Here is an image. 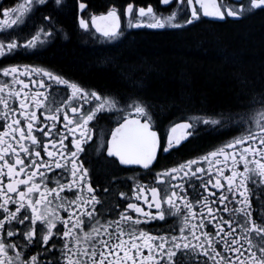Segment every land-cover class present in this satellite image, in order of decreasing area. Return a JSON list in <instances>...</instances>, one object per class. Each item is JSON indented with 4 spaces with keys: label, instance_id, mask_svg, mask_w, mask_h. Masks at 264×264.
<instances>
[{
    "label": "snow or ice",
    "instance_id": "obj_1",
    "mask_svg": "<svg viewBox=\"0 0 264 264\" xmlns=\"http://www.w3.org/2000/svg\"><path fill=\"white\" fill-rule=\"evenodd\" d=\"M173 3L175 9L167 15L157 13L151 4L136 8L128 3L124 13L127 26L184 28L202 16L225 17L217 0H160L162 7H171ZM39 7L50 11V15L43 17L50 27L40 28L23 45L24 49L37 48L42 43L41 35L50 38L54 34L56 18L66 7V0H24L16 7L3 9L0 34L18 29ZM87 8L86 3L78 4L80 12ZM255 10L264 11V0H247L239 8H229L226 14L240 18ZM12 16L15 19H9ZM182 17L187 18L181 22ZM78 23L80 28L89 29L84 18H79ZM91 25L108 41L123 35L121 15L115 6L104 14H93ZM19 47L15 39L7 43L0 40V58L15 54ZM0 71L11 77V87L0 83V128L3 129L0 131V264H189L190 257L195 259V264H264V209L253 219L248 187L251 183L258 190L264 189V112L259 114V119L249 120V125L255 123V129L249 126L207 155L157 173L158 187H134V198L142 200L148 211L137 203H128L118 219L101 224L103 203L97 199L88 169L80 159L84 145L92 139L89 122L99 113L123 114L120 116L123 122L111 132L107 157L118 159L120 165H138L144 169H150L158 151L169 153L177 149L199 125L227 130L224 121L228 118L196 117L191 122L174 123L164 134L166 143H162L163 137L154 130L157 125L151 106L140 96L102 97L40 67L13 66ZM21 76L28 77L37 91L31 92L29 83ZM34 76L42 78L37 81ZM43 77L71 89L62 107L53 110L45 106L47 97L39 90L45 87ZM16 85H20L19 90ZM259 96L264 97V92ZM77 99L80 107H70ZM93 103L95 107L81 111L85 104ZM257 103L264 104V99L258 100L253 94L249 111ZM37 110L42 112L43 119L37 116ZM61 113L62 127L58 128ZM244 119L241 116L237 122L241 127ZM38 135L43 139H38ZM69 138L70 146L65 143ZM42 151L47 159L41 156ZM201 163L209 167H200ZM238 165L243 166L242 171ZM226 171L230 175H225ZM65 179L67 182H62ZM50 183L55 187H49ZM65 191L75 198L68 200L62 196ZM189 191L193 194L191 199ZM120 195L126 199L124 193ZM228 203L234 207L229 208ZM152 209L156 210L155 214ZM61 210L67 213V219L61 217ZM129 210L137 214L136 219L127 214ZM166 212L181 217L178 234H172L175 228L168 229L167 235L158 236L137 228L144 222L164 221ZM223 213H228L230 218L223 219ZM86 227L89 231H84ZM50 242L51 247H47ZM58 244L61 247L57 248ZM201 256L205 259H197Z\"/></svg>",
    "mask_w": 264,
    "mask_h": 264
},
{
    "label": "trees",
    "instance_id": "obj_2",
    "mask_svg": "<svg viewBox=\"0 0 264 264\" xmlns=\"http://www.w3.org/2000/svg\"><path fill=\"white\" fill-rule=\"evenodd\" d=\"M107 1L128 0H87L94 6ZM73 17L70 10L62 20L70 40L52 47L45 58L98 91L142 97L158 123L187 113L232 118L250 107L253 94L264 99L259 96L264 92V11L222 22L201 18L184 28L129 30L98 47L77 40ZM210 140L205 136L194 147ZM191 147L182 145L178 152Z\"/></svg>",
    "mask_w": 264,
    "mask_h": 264
},
{
    "label": "flooded vegetation",
    "instance_id": "obj_3",
    "mask_svg": "<svg viewBox=\"0 0 264 264\" xmlns=\"http://www.w3.org/2000/svg\"><path fill=\"white\" fill-rule=\"evenodd\" d=\"M24 0H0V22L4 20L3 17V9L16 7L18 4L23 3ZM241 2V1H240ZM79 3H86L88 8L84 12H80L78 9ZM128 3H133L134 7L138 8L140 6H147L151 4L157 13L173 11L175 9V3L171 7H162L160 4V0L153 1H145L143 3H138L133 0L126 1H107L105 4L101 6H94L89 4L87 0H66V7L58 14L56 18L55 30L54 34L50 38H45L43 35L40 37V41L42 43L38 44V47L35 49H24L23 45L27 40L31 39L33 35H35L40 28H44L48 30L50 27L45 21H43V17L50 15V11L46 8L39 7L37 11L34 12L29 17H26L25 23L22 24L15 31L9 30V32L0 34V40H3L5 43L9 42L12 39H15L20 45L15 54L7 55L5 57L0 58V70L5 67H17L18 69H22L24 66L31 67H40L45 70L52 72L54 75H58L63 79L68 80L70 83L74 82L80 85L87 91H96L100 96H114L117 99L120 97L111 95L110 93L101 92L97 89L85 85L79 81L77 77L74 75L67 73L55 65H53L50 61L45 58V53H47L52 47L57 46L58 44L66 43L70 40V34L67 28L64 26L62 20L63 17L66 16L69 11H74V36L78 38L79 42L83 46L88 47H98V46H106L108 40L103 38L100 34L95 32V29L91 25V16L93 14L100 15L104 14L108 11L109 8L115 6L118 8V11L121 15V30L124 32L127 29H131L127 26V17L125 16V9ZM240 4V3H239ZM223 7L230 6L231 8L239 7L238 3L230 0L227 3H223ZM190 14V12H189ZM79 18H84L89 22V29L84 30L79 27L78 20ZM186 19L187 17H182L181 20ZM9 19H15V16L10 17ZM120 38V37H119ZM21 79H24L26 83H29L31 92H36L37 89L31 86V80L28 77L21 76ZM42 77L34 76L33 79L37 81ZM45 81V87L39 89L44 92L45 97L47 99L44 101L46 107H50L55 110L58 107H62L64 102L67 101L68 97L71 95V89L65 85H60L55 83L54 81L48 80L46 77H43ZM0 83L8 84L11 87V77H6L0 71ZM17 90H19L20 85L15 86ZM25 91H28L26 89ZM31 95V93H30ZM13 103L14 106H18V103H14L13 101H9ZM70 107H80V101L77 99L72 102ZM95 107V104L87 105L85 104L81 111L85 109ZM2 108V106H0ZM65 111H69V109H64ZM264 112V105L258 106L251 111L246 112L244 115V124L241 127L238 121H240V117L233 118L232 120H225L224 123L226 125L227 130L219 131L213 130L211 126H197L196 130L193 132V135L188 138L187 141L182 142V145L191 144L192 147L181 154L178 152L179 146L177 149L171 150L169 153H164L163 151H158L157 160L153 162V165L150 169H144L143 167L138 166H123L120 165L116 158L107 157V143L110 141L111 132L118 126V123L122 122L120 116L122 113H116L115 111L108 113L107 111L99 113L97 118L91 122H89V129L92 134V139L84 145L85 151L80 154V159L84 162V167L88 169L89 172V180L92 183V186L95 190L97 199L101 200L103 203V215L100 216L101 224L105 223L109 220H116L119 218V213L123 212L128 203H137L139 206L143 207L145 211H148L147 205L143 203L142 200L137 201L134 198V187L139 185H145L147 187H158L156 182V174L163 172L167 169L177 167L180 163H184L187 160L198 159L201 156L207 155L208 152L214 151L217 148L223 146L227 142L231 141L235 137H238L242 132L245 131L249 126L255 129V123L253 122L249 125V120L259 119V114ZM153 114V113H152ZM187 115V114H186ZM37 116L43 119V114L40 110H37ZM62 116L61 113V122H58L57 127H62ZM156 127L154 130L158 132L159 135L163 137L162 143H166V136L164 135L170 128V126L179 121L191 122L193 119L191 117H186L172 122L171 120H167L163 123H158V121L154 118ZM3 129L0 128V131ZM35 134V133H34ZM55 136V132L53 133ZM205 136H210L211 140L209 142L203 143L201 146L194 147V143L197 141H201ZM58 138V137H57ZM38 139H43L38 135ZM70 139L65 141L66 144L70 146ZM41 156L47 159L44 152H41ZM167 158V159H165ZM195 168V166H193ZM200 167L207 169L209 165L207 163H201ZM238 170L242 171L243 166L238 165ZM215 168V165H213ZM225 175H230L229 171L225 172ZM51 177V173H49ZM62 182L66 183L67 180H63ZM222 183H225L222 180ZM187 186V185H186ZM49 187H55V184H49ZM250 191V199L253 207V219H257V217L262 214V209H264V189H257L253 187L251 183L248 185ZM108 189L107 192L104 190ZM75 191V190H74ZM121 193H124L125 198L121 197ZM225 194L227 192L225 191ZM66 197L68 200H72L75 196L72 193L65 191L61 194ZM192 193L189 191V198H192ZM219 192H217L216 199L218 200ZM150 198V194H149ZM231 199V196H229ZM195 204V201L193 200ZM227 203V202H226ZM216 207V205H212ZM167 207L166 205L164 206ZM228 207H234L233 204L228 203ZM116 208V212H111L110 209ZM98 211H100V205L97 206ZM199 212V207L195 209ZM153 214H155V209L151 210ZM128 215L132 216L133 219L137 218V214L131 210L128 211ZM61 217L67 219V213L61 210ZM223 219L228 220L229 214L223 213ZM166 219L164 221H151L144 222L137 226L138 229H142L146 232H149L152 235H167L168 229L175 228V231L172 234H178V229L180 225L181 217L169 216L168 213H165ZM2 218V217H0ZM143 220V217H139ZM259 222V221H258ZM58 227L62 228V225H58ZM126 227V226H125ZM127 230V227H126ZM212 231L211 228L208 229ZM227 230V229H226ZM55 231V230H54ZM84 231H89V228L86 227ZM239 232V230H237ZM47 247H51V242ZM61 247V245H57V248ZM220 250L219 248L217 249ZM39 251V249L35 250ZM35 251L32 254H35ZM145 254H147L145 252ZM194 257V254H193ZM50 257H45V259H49ZM197 259L203 260L204 257H198ZM189 264H195V259L190 257Z\"/></svg>",
    "mask_w": 264,
    "mask_h": 264
},
{
    "label": "water",
    "instance_id": "obj_4",
    "mask_svg": "<svg viewBox=\"0 0 264 264\" xmlns=\"http://www.w3.org/2000/svg\"><path fill=\"white\" fill-rule=\"evenodd\" d=\"M217 2L219 3V1L217 0ZM229 8H225L224 9V12H225V17L223 18V19H219V18H213V17H204L205 19H207V20H210V21H217V22H221V21H224L226 18H228V19H231V20H237V19H239V18H236V17H229V16H227V10H228ZM203 17V16H202ZM135 28V27H134ZM139 28H141V27H139ZM147 28H149V27H147ZM153 29H157V28H153ZM158 30V29H157ZM117 127V126H116ZM115 127V128H116ZM110 139H111V136H110ZM118 160V159H117ZM119 162V161H118ZM124 166H138V165H124ZM140 167H142V166H140Z\"/></svg>",
    "mask_w": 264,
    "mask_h": 264
},
{
    "label": "rangeland",
    "instance_id": "obj_5",
    "mask_svg": "<svg viewBox=\"0 0 264 264\" xmlns=\"http://www.w3.org/2000/svg\"><path fill=\"white\" fill-rule=\"evenodd\" d=\"M246 3H247V2H246ZM246 3H245V4H246ZM234 8H239V7L236 6V7H234ZM170 12H171V11H167V12H164V11H163V12H160V13H163L164 15H167V14H169ZM110 94L113 95V93H110ZM120 98H121V97H120ZM247 110H248V109H247ZM247 110H245L244 113H246ZM248 111H249V110H248ZM238 115H239V114H238ZM236 116H237V115H236ZM202 118H203V117H202Z\"/></svg>",
    "mask_w": 264,
    "mask_h": 264
},
{
    "label": "bare ground",
    "instance_id": "obj_6",
    "mask_svg": "<svg viewBox=\"0 0 264 264\" xmlns=\"http://www.w3.org/2000/svg\"><path fill=\"white\" fill-rule=\"evenodd\" d=\"M241 1V2H240ZM239 2H236V3H238V5H240L239 3H246L247 2V0H240ZM248 110L250 109V107L249 108H247ZM243 113V112H242Z\"/></svg>",
    "mask_w": 264,
    "mask_h": 264
}]
</instances>
